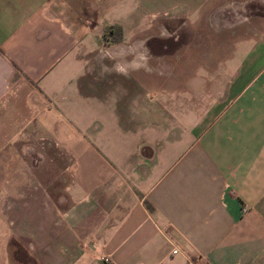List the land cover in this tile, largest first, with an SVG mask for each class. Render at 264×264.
<instances>
[{
  "label": "crops",
  "instance_id": "crops-1",
  "mask_svg": "<svg viewBox=\"0 0 264 264\" xmlns=\"http://www.w3.org/2000/svg\"><path fill=\"white\" fill-rule=\"evenodd\" d=\"M70 3L0 0V198L21 145L45 126L37 115L102 101L117 117L108 141L73 142L77 170L55 234L45 235L44 264H187L198 254L208 264H264V30L238 37V55L225 61L236 67L224 70L221 86L222 71L212 69L205 90L186 93L178 82L173 122L161 117L163 100L154 104L137 90L154 120L134 124V88L86 87V53L98 46L99 25L72 17ZM182 95L193 103L182 104ZM3 255L7 264L1 244L2 263Z\"/></svg>",
  "mask_w": 264,
  "mask_h": 264
},
{
  "label": "rangeland",
  "instance_id": "rangeland-1",
  "mask_svg": "<svg viewBox=\"0 0 264 264\" xmlns=\"http://www.w3.org/2000/svg\"><path fill=\"white\" fill-rule=\"evenodd\" d=\"M200 1L71 0L72 17L79 21L91 19L99 25L98 46L86 53L88 90L101 86L106 93L124 87L134 88L133 94L147 91L152 94L150 102L163 100L161 117L167 123L177 109V99L173 100L177 96L172 91L178 82L184 84L186 93L205 90L212 69L222 71V78L215 81L221 86L224 70L231 73L236 67L225 61L229 54L238 55L234 47L238 37L264 30V0H214L188 16V9ZM180 55H198V62L180 60ZM178 72L179 76L173 78ZM195 73L201 81L196 85L191 82ZM189 98L182 95L181 103L192 104ZM130 100L132 122L151 124L153 115L143 109L147 102L137 94ZM81 106H68L64 111L51 108L48 118L37 115L45 126L31 133L36 141L22 144L20 155L10 164L8 191L0 198V212L6 221H0V234L6 231L0 246H4L7 264H44L45 235L55 234V222L59 223L60 211L69 203L66 186L72 183V171L77 170L72 160L76 154L71 153L74 140L78 137L84 142L83 135L91 141H108L111 137L117 117L108 105L94 101ZM184 129L177 127L175 131ZM148 131L151 134L152 130ZM169 132V127L163 129L164 136ZM87 147L83 143L80 150L86 151ZM53 248L60 250L56 240ZM0 258V264H4V255L3 263Z\"/></svg>",
  "mask_w": 264,
  "mask_h": 264
},
{
  "label": "built area",
  "instance_id": "built-area-1",
  "mask_svg": "<svg viewBox=\"0 0 264 264\" xmlns=\"http://www.w3.org/2000/svg\"><path fill=\"white\" fill-rule=\"evenodd\" d=\"M180 249L178 247H175L173 249V253H178ZM108 260L109 258L106 257ZM187 264H208L206 258L203 255H195V256H189L187 260Z\"/></svg>",
  "mask_w": 264,
  "mask_h": 264
}]
</instances>
